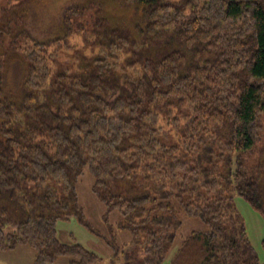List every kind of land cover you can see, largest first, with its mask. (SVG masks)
Returning a JSON list of instances; mask_svg holds the SVG:
<instances>
[{"label":"trees","instance_id":"16d2710c","mask_svg":"<svg viewBox=\"0 0 264 264\" xmlns=\"http://www.w3.org/2000/svg\"><path fill=\"white\" fill-rule=\"evenodd\" d=\"M0 0V251L95 264L63 244L83 169L131 242L124 264H258L232 198L264 221V0ZM264 246V241H263Z\"/></svg>","mask_w":264,"mask_h":264},{"label":"rangeland","instance_id":"374dc122","mask_svg":"<svg viewBox=\"0 0 264 264\" xmlns=\"http://www.w3.org/2000/svg\"><path fill=\"white\" fill-rule=\"evenodd\" d=\"M55 11L61 5V0H51L47 6ZM261 138L252 152L238 154L243 160L247 176H258L264 180V115L261 117ZM83 174L76 181L78 204L83 209L90 229L83 226L75 218L60 220L55 231L60 243L81 245L90 253H94L100 260L95 264H124L122 251L131 242V236L126 229L119 225L122 221L117 211L107 213L106 207L91 193L93 178L88 168L83 169ZM234 207L239 212L246 235L258 258V264H264V221L258 212L241 196L232 198ZM181 230L178 232L176 244L163 260L162 264H170V259L176 252L182 238L193 231H203L206 226L197 218H183ZM34 252L27 246L18 247L9 252L0 251V264H33ZM69 259L59 258L53 264H68Z\"/></svg>","mask_w":264,"mask_h":264},{"label":"crops","instance_id":"0c3cea01","mask_svg":"<svg viewBox=\"0 0 264 264\" xmlns=\"http://www.w3.org/2000/svg\"><path fill=\"white\" fill-rule=\"evenodd\" d=\"M17 249V248H16ZM15 250V249H14Z\"/></svg>","mask_w":264,"mask_h":264}]
</instances>
